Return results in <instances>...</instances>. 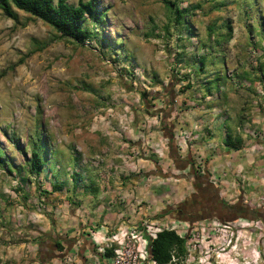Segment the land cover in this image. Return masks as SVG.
<instances>
[{
	"label": "rangeland",
	"instance_id": "rangeland-1",
	"mask_svg": "<svg viewBox=\"0 0 264 264\" xmlns=\"http://www.w3.org/2000/svg\"><path fill=\"white\" fill-rule=\"evenodd\" d=\"M97 1L102 17L91 26L97 37L84 44L55 39L52 27L28 13L15 9L17 20H13L0 10V226L5 221L9 232L5 241L0 239L4 264L37 260L38 238L45 231L42 221H48L53 209L47 198L53 183L63 187L71 177L103 175L106 186L111 184L107 175L144 171L151 173L152 191L160 192L170 184L157 186L164 181L158 173H190L189 167L176 169L175 162L161 152L166 133L155 110L164 107L169 89L176 96L194 94V81L204 76L200 58L205 75L213 79L212 93L232 79L237 87H231L232 94L239 98L246 90L241 84L246 78L258 81L257 92L250 94L264 95V0H176L180 8L200 5L187 16L189 31L174 24L172 13L160 0ZM67 2L75 5L77 0ZM208 28H213L211 36ZM187 82L191 87L184 91ZM141 91L159 96L149 113L139 98ZM238 119L232 127L235 132L264 136L250 119ZM142 125L158 130L151 147L142 145L148 149L144 153L142 141L136 145L127 133L120 132L112 140L105 133ZM93 126L95 131L90 129ZM35 142H43L41 153L48 156L39 176L28 172ZM138 158L152 163L144 162L138 169ZM185 183L187 189L172 204L193 192L208 198L203 186L198 191L191 180ZM218 197L230 205L264 210V192L254 199ZM159 206L145 225L173 228L185 239L186 256L175 257L170 264H264L262 219L209 216L191 223L164 216L166 205L160 202ZM145 225L131 229L136 235L130 244L134 250L143 244L139 236ZM146 251L143 264H153L148 246Z\"/></svg>",
	"mask_w": 264,
	"mask_h": 264
},
{
	"label": "crops",
	"instance_id": "crops-1",
	"mask_svg": "<svg viewBox=\"0 0 264 264\" xmlns=\"http://www.w3.org/2000/svg\"><path fill=\"white\" fill-rule=\"evenodd\" d=\"M203 71L204 76L194 81V94L176 96L171 113L175 128L179 126L192 132L193 140L189 148L178 150L179 154L175 149L172 152L165 136L160 140L161 152L167 153L175 166L177 160L184 157V152L191 155L195 167L200 170L198 174L214 185L220 197L257 198L264 192V136L252 137L250 134L237 133L232 127L239 123L238 118L245 117L258 125L264 134V95L255 97L250 94V91L257 92L258 81L252 83L246 78L241 84L242 87L245 85L247 91L243 90L239 98H234L232 94L231 87L236 86L232 79L225 84L221 83L218 92L214 94L209 84L213 79L205 75V66ZM242 73L245 74L244 71ZM142 127H124L123 131L106 130L105 133L111 134V140L120 132L127 133L128 138L137 140L136 145L142 141L141 146L146 144L151 147V142L157 139L158 130L156 126ZM90 129L95 131L97 127ZM227 133L235 143L236 139H241L237 149L225 144ZM131 151L134 153L133 148ZM144 151L148 152L145 146L142 148ZM172 153L179 158L174 159ZM125 157L122 155L124 160ZM136 161L138 169L145 165L144 162L152 163L142 158ZM176 169L184 170L177 166ZM150 175L144 171L133 174L114 173L107 175L111 184L106 186L103 175H88L86 178L79 176L68 178L69 183H64L60 191L51 187L47 198L48 206L53 209L47 217L48 221H42L45 231L37 243L41 258L36 254L39 261L35 259L30 264H60L67 254L75 255L71 264H105L103 257L97 253L95 238L101 240L119 229L140 228L159 211L160 202L165 207L172 205L173 200L187 189L186 179L174 178L177 182L172 184L165 181L173 177L158 173L157 176L164 181L157 182V186L160 183L166 186L170 184L168 189L161 190L160 195L161 191L153 192L150 188ZM157 195L158 200L155 199ZM3 223L4 226H0V239L5 241L7 230L5 221ZM56 242L63 246L61 251L56 249ZM1 248L4 245L0 241V264H4L6 255L1 253Z\"/></svg>",
	"mask_w": 264,
	"mask_h": 264
},
{
	"label": "trees",
	"instance_id": "trees-1",
	"mask_svg": "<svg viewBox=\"0 0 264 264\" xmlns=\"http://www.w3.org/2000/svg\"><path fill=\"white\" fill-rule=\"evenodd\" d=\"M160 1L172 13L174 24L184 26L189 31L187 16L191 9H199L200 5L196 4L190 8H180L176 0ZM15 9L28 13L32 17L40 19L52 27L56 32L55 39H70L80 44H84L85 41L97 37V34L94 32V29H91V26H96L102 17V10L99 8L97 0H77L75 5L68 3L67 0H0V10L5 16L13 20H17ZM226 28H228L227 39H230L231 31L229 26H226ZM208 30L209 36H211L213 28H208ZM216 43L219 44V40H216ZM45 45L46 44L43 46ZM199 63V70L201 71L204 67V63L201 58L199 59ZM190 87L191 86H189V82H187L183 89L185 91ZM167 92L168 95L164 97V107L155 110V115L160 118V125L162 130H164L166 133L165 135L168 138L169 146L176 150L177 147L174 143V132L172 129L174 120L170 119L176 94H174L170 89L167 90ZM158 97L159 96H157V94L148 96L147 92L145 91H141L139 93V98L148 113L154 108L153 101ZM169 135L171 138L168 137ZM241 142V139H236L235 143L232 141V136L227 133L225 141L227 146L237 149L241 145ZM44 148L43 142L34 143L31 152V158L28 160V172L32 176H39L45 166V160L48 156L45 153L44 155L41 153L43 150H45ZM184 160L186 165L184 167H189L198 178L196 181L192 179L189 180H191L196 185V189L198 191H201L203 186L209 195L208 198L205 199H201L200 195H198L203 205L212 206L213 198H216L217 202L230 205L218 197L217 189L211 182H208L205 177H202L200 174H198L200 170L199 168L195 167L194 160L192 159L191 155L187 154L184 157ZM8 171H10V169H8ZM52 189L60 191L62 186L53 183ZM235 205H239V203H236ZM8 233L9 232L7 231V234ZM147 239L150 259L156 264H170L175 257L179 259L186 256L185 239L180 237L173 230L163 229L156 234L154 239L149 237ZM55 247L59 251L63 249V246L59 242L55 243ZM112 253L113 252L111 249H107L104 255L105 257L110 258ZM37 255L39 258H41L40 252H38Z\"/></svg>",
	"mask_w": 264,
	"mask_h": 264
},
{
	"label": "built area",
	"instance_id": "built-area-1",
	"mask_svg": "<svg viewBox=\"0 0 264 264\" xmlns=\"http://www.w3.org/2000/svg\"><path fill=\"white\" fill-rule=\"evenodd\" d=\"M173 136L177 150L188 149L193 140L192 132L179 126L175 128ZM163 229L173 230V228L168 227L152 229V226L146 224L142 235L139 236V239L143 240V244L140 247L138 246L136 250H134V245L130 247L131 240L136 237L133 231L131 229H119L117 233L109 237L102 238L101 240L95 238V240L98 241L97 252L103 257L105 264H143V261H145L147 257V238L154 239L156 234ZM176 234L182 237L178 232H176ZM115 244L117 246H115ZM107 249H111L113 252L110 258L104 255ZM74 258L75 255L67 254L60 264H71ZM152 262L156 264L153 260Z\"/></svg>",
	"mask_w": 264,
	"mask_h": 264
},
{
	"label": "water",
	"instance_id": "water-1",
	"mask_svg": "<svg viewBox=\"0 0 264 264\" xmlns=\"http://www.w3.org/2000/svg\"><path fill=\"white\" fill-rule=\"evenodd\" d=\"M168 137L171 138L170 135ZM170 149L173 152L174 148L170 147ZM172 157L174 159L179 158V156L174 155V153H172ZM176 166L182 170L186 168V167H184V166H186L185 161H184V157L179 158L177 160ZM162 176L173 177V178H184L186 180L192 179L194 181H196L198 179L193 171H190V173L187 175L186 174L176 175V174H172L170 172H167V173H163ZM212 203H213L212 206H205L201 203V201L199 200V197L197 195H194V204H195L194 210L200 209L203 206H205L209 210V212H211V214H209V215H203V216L199 215L198 218L194 219V221L202 220V219H205L209 216H212V217L217 216L219 218H225L228 220H234L235 218H238V217H244V218H248L251 220L262 219L264 221V210L263 209H251L247 205L243 206L240 204L239 205H235V204L226 205L224 203L217 202L216 198L212 199Z\"/></svg>",
	"mask_w": 264,
	"mask_h": 264
},
{
	"label": "flooded vegetation",
	"instance_id": "flooded-vegetation-1",
	"mask_svg": "<svg viewBox=\"0 0 264 264\" xmlns=\"http://www.w3.org/2000/svg\"><path fill=\"white\" fill-rule=\"evenodd\" d=\"M185 161V160H184ZM197 193V192H196ZM194 192L189 196V198L181 201L177 204L168 205L164 209V216L176 217L182 220H186L188 222L194 223V219L198 218L199 215H209L211 212L203 206L200 209L194 210ZM208 218V217H207Z\"/></svg>",
	"mask_w": 264,
	"mask_h": 264
}]
</instances>
